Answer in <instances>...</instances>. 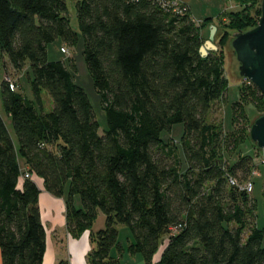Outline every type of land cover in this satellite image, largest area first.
Segmentation results:
<instances>
[{
  "label": "trees",
  "instance_id": "obj_1",
  "mask_svg": "<svg viewBox=\"0 0 264 264\" xmlns=\"http://www.w3.org/2000/svg\"><path fill=\"white\" fill-rule=\"evenodd\" d=\"M75 9L83 59L106 116L102 132L72 70L48 60V45L78 39L66 0H0V52L14 71L29 63L31 92L28 98L4 75L2 108L17 144L0 115V264L43 262L47 235L35 178L48 194H66L71 237L89 229L98 211L104 215L87 264H122L125 252L144 264H264L255 205L228 182L247 181L253 158L226 164L222 149L232 145L205 123L226 83L221 54H200L205 23L173 0H77ZM235 16L234 34L256 26ZM227 32L225 26L218 50ZM175 125L183 127L184 166L164 140ZM118 226L131 236L125 248Z\"/></svg>",
  "mask_w": 264,
  "mask_h": 264
},
{
  "label": "rangeland",
  "instance_id": "obj_2",
  "mask_svg": "<svg viewBox=\"0 0 264 264\" xmlns=\"http://www.w3.org/2000/svg\"><path fill=\"white\" fill-rule=\"evenodd\" d=\"M180 1L188 6L192 18L198 24L205 23V26L201 31L203 44L208 40L210 26L214 25L216 28L212 41L216 46V50L209 51V53L213 52L221 54L220 56L223 58L226 83L222 96L211 105L205 117V123L215 125L220 129L226 140V144L232 145V148L229 150L225 148L222 149V159L226 160V164H231L236 159L243 156L249 155L253 158V170L255 171V176L251 178L253 182V191L249 194V199L251 204L255 205V222L259 228H263L264 197L262 192L264 182V152L256 149V145L251 142L249 136L247 137V133L249 132L251 124L264 113V98L255 86H253L248 80L239 76V63L236 61L235 54L230 45V42L235 35L233 33L234 30L232 29L233 21L237 17L235 14L239 17L249 19L250 25L254 22H257V25L260 18L261 0ZM76 2L77 0H66L69 25L78 37L76 43L73 46H69L64 44L60 39H57L52 44L48 45L47 56L50 61H63L72 70L76 84L85 91L90 101L95 119L100 126V132H102L106 129V116L101 108L98 93L94 88L92 77L89 74L83 59V41L76 18ZM225 26L227 27L228 36L231 37L228 42L218 50V45H220L219 37L225 33ZM61 47H64L68 51V54H62L59 51ZM27 73L30 74L28 62H26L23 70L18 72L14 71L10 68L7 56L0 52V89L3 78L5 77L4 75H6L16 89L21 91L24 90L25 94H23L28 98H31ZM41 97L44 112H50L52 110V100L50 96L43 91ZM0 115L3 118L12 139L17 144L11 119L2 108L1 94ZM182 133V125H175L169 134H164V140L175 149L184 166L185 161L182 156L180 145ZM75 206L77 208L81 207L78 197L75 198ZM104 227L105 217L100 211H98L90 228L82 231L78 237H71L69 234L68 237H65V234L63 233L57 248L67 264H70L69 262L71 258H73L74 264H87V252L93 247L91 234L104 229ZM117 229L119 233L118 240L124 244L123 246L125 248L127 246L128 238L131 239L129 230L123 226H118ZM68 241H70L69 247ZM136 255V257L141 260V264H144L141 256L139 254ZM121 263L136 264L135 255H129L125 252L121 258Z\"/></svg>",
  "mask_w": 264,
  "mask_h": 264
},
{
  "label": "water",
  "instance_id": "obj_3",
  "mask_svg": "<svg viewBox=\"0 0 264 264\" xmlns=\"http://www.w3.org/2000/svg\"><path fill=\"white\" fill-rule=\"evenodd\" d=\"M260 10L258 24L245 32L236 33L230 45L239 63V76L255 86L264 98V0H261ZM215 31L216 28L211 25L208 40L200 47L202 57L216 50L212 43ZM249 139L264 152V113L251 124Z\"/></svg>",
  "mask_w": 264,
  "mask_h": 264
},
{
  "label": "crops",
  "instance_id": "obj_4",
  "mask_svg": "<svg viewBox=\"0 0 264 264\" xmlns=\"http://www.w3.org/2000/svg\"><path fill=\"white\" fill-rule=\"evenodd\" d=\"M22 91L25 94L24 90ZM14 144L16 143L14 142ZM19 164L20 166L22 165L21 167L23 170H26V167L22 160L19 161ZM35 180L40 189L39 208H40V213H41V219L45 226L46 235H47L46 236V249H45V254H44L42 264H58L60 261H65L58 251V248H57L59 246L58 244L60 243L61 236L63 233L65 234V237H68V233L66 231V226H65L66 194H64L60 198L54 197L44 191L43 184L40 179L35 178ZM128 240H130V238H128ZM69 242L70 241H68V247H69ZM121 245L123 246L124 244L121 243ZM136 256L137 255H135L136 264L137 263L141 264V260L137 258ZM159 258H160V253L158 252L154 256L153 262L156 263L159 260ZM69 263L74 264L73 258L70 259Z\"/></svg>",
  "mask_w": 264,
  "mask_h": 264
},
{
  "label": "built area",
  "instance_id": "obj_5",
  "mask_svg": "<svg viewBox=\"0 0 264 264\" xmlns=\"http://www.w3.org/2000/svg\"><path fill=\"white\" fill-rule=\"evenodd\" d=\"M173 3H174V5H176V4L181 3V2L179 0H173ZM59 51L62 54H68V51L64 47H61ZM5 80L10 81L9 78H7V77H5ZM253 176H255L254 170H252L250 178L247 181L243 182L241 185L238 184L237 181L232 177H230L228 179V182H229L230 186L236 187L239 191L244 192L246 194H250L253 191V182L251 179V178H253ZM176 230H177V228H173V229H171V232L174 233Z\"/></svg>",
  "mask_w": 264,
  "mask_h": 264
}]
</instances>
